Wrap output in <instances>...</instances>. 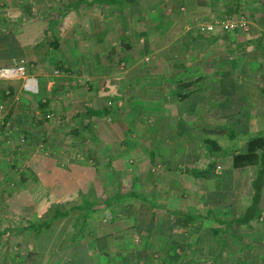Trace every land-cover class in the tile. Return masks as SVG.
<instances>
[{"label": "crops", "instance_id": "0c3cea01", "mask_svg": "<svg viewBox=\"0 0 264 264\" xmlns=\"http://www.w3.org/2000/svg\"><path fill=\"white\" fill-rule=\"evenodd\" d=\"M17 1L23 4L24 10L28 5L24 25L31 26L30 0ZM244 1L233 0L229 4L228 0L52 1L60 7L78 5L81 9L82 6L86 11L89 41L85 50L92 53L88 67L75 75L78 79L61 85V89L45 88L51 93L55 91V101L40 88L42 79L31 73L38 81L37 99L44 103L38 104L44 109L58 106L61 124L69 125L64 131L75 137L87 131L93 139L114 142V149L112 145H102L103 155L99 154L106 163L108 177L113 171L111 153L133 157L142 165L133 163L132 170L138 172L127 179L125 190L116 189L120 193L114 199L110 198L112 193L105 195V191L97 199L90 194L86 187L89 177L86 181L83 179L88 173L90 176L89 167L88 173L83 172L80 164L69 167L74 170L72 181L62 176L69 172L68 167H60L64 169L58 172L61 178L46 175L53 166L43 170L41 183L32 196L34 205L23 207L30 214V221H41L36 227L23 226L33 233L27 243L31 259L15 261V264H210L215 260L220 263L249 261L246 253L254 249V241L261 238L264 245L262 237L238 240L231 227L235 221H230L233 216H239L238 210L234 211L239 191L247 195L243 197V208L250 203L255 167L231 168L229 161L222 171L219 163L223 155L209 160L204 151L208 145L206 138L215 137L220 145L219 139L229 134L232 142L235 136L229 124L238 130L237 121L251 122L256 116L261 117V132L264 129V97L255 98L250 93L261 87L247 80L244 83L250 88L247 90L236 75L239 63L234 60L242 46L248 57L254 49V40L258 42L264 33L260 27L264 22V0ZM242 4L249 16L248 29L205 34L194 27L199 18L225 15ZM78 21L82 24L84 19L78 18ZM81 30L83 34L84 28ZM8 34L14 41L15 35L10 30ZM250 44L253 48L248 49ZM14 48L16 55L24 53L18 43ZM147 54L149 59H145ZM110 59H115L113 64L118 60L119 67L112 66ZM106 78L111 83L102 92L98 86L105 84ZM10 88V95L24 93L20 79L11 81ZM6 92L7 87L0 88V104L1 95ZM118 95L117 102L122 101V107L117 109L121 116L111 123L106 107L111 100L106 102V99ZM245 96L249 102H245ZM37 99L33 101L35 104ZM258 104L261 109L256 108ZM23 119V115L12 117L11 136L35 134ZM221 128H225L224 135ZM246 131L247 138L251 132ZM128 134L137 137L128 141ZM246 138L240 139L238 146L226 143L231 147L229 157L243 149ZM125 162L118 167L120 171L127 169ZM179 165L181 169L176 170ZM226 176L230 181L223 184ZM241 183L246 185L242 190ZM209 185L215 189H208ZM54 187L59 188V196ZM140 187L146 189L140 191ZM222 188L231 192L225 201L219 192ZM216 190L223 198L203 200V191L215 195ZM37 192L40 193L36 195ZM263 192L264 182L258 207ZM137 194L143 195L148 203ZM36 198L39 199L36 201ZM84 201L94 203L82 205ZM227 205L230 208H223ZM226 209L231 213L223 218ZM54 210L62 214L50 217ZM210 220L221 221L223 225L214 221L210 224ZM230 250L234 253H229ZM262 255L264 258V250Z\"/></svg>", "mask_w": 264, "mask_h": 264}, {"label": "rangeland", "instance_id": "374dc122", "mask_svg": "<svg viewBox=\"0 0 264 264\" xmlns=\"http://www.w3.org/2000/svg\"><path fill=\"white\" fill-rule=\"evenodd\" d=\"M52 1L30 0L29 2L32 6L30 11L32 25L26 27L24 25V18L27 17L26 15L29 12L28 5H26V9L24 10L23 4H19L17 0H0V66L16 64L21 59L24 63L25 71L28 74L33 73L37 75V77H40L42 79V86L40 87L39 84V87L43 89L49 88L48 90H50L52 87H55L54 90L56 87H60L61 89V85L67 82H72L73 79H78L75 77V75L78 76L79 72L82 73L83 67H88L87 62L89 63V60H91L89 54L92 53L91 51H88L87 53L85 50L89 41L86 31L88 28L86 22L88 16H86V11L83 10L82 6L81 9L78 5L73 6L72 8H66V6L63 5V7H60L58 4L56 5L55 2ZM232 1L233 0H228V4ZM243 6L244 4H242V6L239 5L238 8L235 7L234 9H230L225 15L213 14L212 16L206 18H199L197 21L208 20L210 17L212 18L218 16L232 18L242 14L247 19L248 25L249 16L247 12L243 11ZM78 18H83L84 22L80 24ZM50 21L52 24L48 25V22ZM197 21H195L193 24L195 25ZM27 22H29V20H26V23ZM81 27L84 28L83 34H81ZM194 27H191V31H194ZM260 27L264 28V22L260 25ZM9 30L11 31L12 35H15L14 41L13 38L11 39L9 37ZM81 38L83 42L78 43L79 39ZM258 39V42L254 40V49L248 53V57L243 46L239 47L238 50L240 51H236L238 53H236L234 56L235 62L239 63L240 74H238V72L236 75L239 76L238 79L241 81V83H248L247 80H252L253 82H256L260 85V90H250V93H252L255 98L257 96L264 97V33ZM17 43L20 48L24 49V53L19 56L16 54L10 56L9 52H16L17 49L15 50L14 47H16ZM252 44L248 45V49H250V47L253 48ZM261 48L263 49V52L261 51ZM147 55L148 57L145 55V59L150 58V54ZM114 60L115 59H110V64L114 67H119V61L116 60V62L113 64L112 61ZM121 66L123 65L121 64ZM82 77L84 78L86 76ZM13 80H16V78L0 77V88L4 89L7 86H10L11 81ZM103 82L106 83L99 85L98 89H100L102 92H105L108 89L106 84L111 82L109 81V78H106ZM244 85L247 88L246 84ZM249 89L250 88H247V90ZM48 90L45 89L44 93L48 95L51 94L53 101L57 100L55 91L51 93V91ZM63 91L65 92V90ZM38 93H40L39 88L36 93L24 91L23 95L20 92V94H17V96L9 95L3 100L1 99L0 128L2 129L0 131V264H15V261H26L31 259L29 254V246L27 243L29 238L33 237V233H31V230H27L23 227V225H25L27 221L30 220V214L25 209H23V207L25 208L29 204H32V206L34 205L32 196L36 192L35 190L37 189L38 184L41 183L43 170H50L47 169V167H54L51 171L47 172L46 175L48 177L61 178L63 176L64 179H68L70 181H72L74 170H72L73 168L69 167H73V164H80L81 167H84V173H88L90 171L88 170L89 167L91 169V174L90 176L89 173L87 175L85 174L86 176H84L83 179L86 181L89 177V183L87 184L89 186L86 187H88V190H90V194L92 193V195L94 197L96 196L97 199L99 194L103 193L102 191H105L104 194L108 195L109 193L116 191V189H119L120 191L125 190L128 187L127 184L131 175L134 172H138V170H132L133 163L139 166L142 165V163L137 164V160L133 159V157L126 156L125 154L114 155L111 153L109 154V157L111 156L113 158L110 159L113 163V171L111 172L110 177H108L107 166H104L106 163L103 157H101L103 154L101 153L100 149L102 145L113 146L114 142H107L102 138L98 139L97 137H94L95 139H93L90 137L89 132L87 131H84L76 137L69 132L64 131L69 127V125L64 126L61 124L59 107L53 104V106H50L46 109L39 107L33 102L37 99ZM59 99H61V97ZM116 99H119V95L113 99L112 97H108L106 99V102L107 100H111V102L106 105V107L109 109V117L107 118L106 115L105 118L109 119V122L111 123L117 121V119H119L121 116L117 109L122 107V101L117 102ZM209 102L212 103L211 101ZM245 102H249L247 100V96H245ZM245 107L247 108V106ZM251 107L253 108V106ZM256 108L261 109L262 107L258 104ZM74 111L76 110H71V112ZM110 111H113V113L111 114ZM64 112L66 115H68L66 110H64ZM15 114H17L18 117H21V115L24 116L23 121H26L24 123L32 126L31 129H33V132L35 133L34 135H29L24 138L22 133H17L16 135L11 136L12 133L9 131V123L12 121V117H15ZM4 115H6V117ZM261 119V117L258 119L256 116L251 120V122L237 121L235 124L238 126V130L234 128L235 126H231L229 124L230 129H233L232 132L235 136L233 141L229 142L230 135L227 134V138L226 136H223V139H219L220 145L217 151L215 148L210 149L208 145L207 147H204V151L208 153L207 157H209V160L213 159L214 156L215 158H219L222 154L223 158L219 164L223 166L222 171H224L225 167L230 161L228 154L231 151V147L226 146V143L228 142L229 145L232 143V145L238 146L240 139L246 138V130L251 132L250 135L261 134L260 125L263 123ZM7 120L9 122H7ZM11 124L14 123L11 122ZM29 127L30 126H28V128ZM228 128L229 127H227V129ZM129 130L132 129L130 128ZM221 130L223 132L222 135H224L225 128H221ZM135 137L137 136L129 135L127 140L132 141ZM237 137L239 138L237 139ZM212 139H214L216 143L218 142L215 137H212ZM112 149H114V146ZM99 154L102 155L100 156ZM151 157L153 158V155ZM180 159L183 161L184 155L180 156ZM124 162L127 164V169L120 171L119 168L122 167L121 165H123ZM60 167H63L64 169L65 167H68L67 171L69 170V172L66 174L63 173L61 176L58 172H62L64 169ZM181 167L182 166L180 165L177 166L176 170H180ZM58 168H60L59 171H53L54 169L56 170ZM236 175H238V172H236ZM142 176L145 177L144 174ZM240 176L239 178H241ZM228 180L229 178L226 176L223 184H227ZM70 181L68 182L70 183ZM121 181L123 183H121ZM240 186L241 190L246 187V185L243 183H241ZM206 187L208 189H215V186L212 185ZM206 187L203 186V189ZM54 188L55 194L59 196V188ZM140 188H142L140 191L146 189L144 187ZM247 188L249 191L248 185ZM226 189L227 188H222L219 191L221 194H223L224 198L221 196L218 190L215 191V195L209 194L211 191H203V200H207V198L211 197L213 199L218 197L223 198L225 201L226 198H229L231 195V192ZM239 192V202L234 208V211L238 210L237 212L240 215L243 212L242 210H244L243 204L245 201L243 197H246L247 195L245 191ZM112 198L114 199V197ZM262 198V203L259 205L260 208L257 207L256 216L254 219H250V224L245 225L241 222H234L231 224V227L235 231L234 235H236L238 240H247L248 238L258 239L259 237L264 239V192ZM84 203L85 202H83L82 205H84ZM223 208L230 207L227 205ZM225 211L226 213L222 214L223 218L229 217L231 213L230 210L227 211L226 209ZM213 221L217 224L223 225L221 221L218 222L215 220H210V224ZM229 230H231V228ZM260 240L262 239L260 238ZM260 240L254 241L256 243H253V250L248 249L250 251L246 254L249 257L247 258L249 261L239 260L223 262L225 264H262L261 260L263 259V255L260 256V254L264 250V245L260 242ZM230 252L231 250L229 253ZM243 256L244 255H242V257ZM210 262L208 263L223 264L222 261V263H220L216 260Z\"/></svg>", "mask_w": 264, "mask_h": 264}, {"label": "trees", "instance_id": "16d2710c", "mask_svg": "<svg viewBox=\"0 0 264 264\" xmlns=\"http://www.w3.org/2000/svg\"><path fill=\"white\" fill-rule=\"evenodd\" d=\"M9 53H10L9 54L10 56L13 54H16V52H9ZM11 91H12V88H10V86H7V92L1 95V99H4L7 96H9L12 93ZM38 103L40 104L42 102H39V100L37 99L36 105ZM39 104L38 106L40 107ZM23 137L24 138L26 137L25 133L23 134ZM205 142L208 143V147L210 149L219 148L218 143H216L214 139L206 138ZM210 164L211 163H209L208 166H210ZM248 165H252L255 167V175L251 180V185H252L251 200H250V203L245 207L243 213L237 217L233 216L230 220L231 222L237 221L241 223H247L250 219L256 216V211H257V207H258V204L261 198L262 186L264 182V129L262 130L261 134L248 136L244 142L243 149L235 151L230 155V167L231 168H239V167H244ZM39 193L40 192H37L36 195H38ZM119 193L120 192L116 190V192L112 193L111 197L110 196L108 197L112 199V197L116 196L117 198ZM138 198L143 200L145 203L147 202V199L141 194L138 195ZM38 199L39 198H36L35 200L37 201ZM84 202L87 205L94 203V202H87V201H84ZM59 214H62V212L58 210H54L53 213H51L50 217H55ZM40 222L41 221H38L37 223H33L32 221L28 220L27 223L23 226L36 227L40 224ZM261 261H262V264H264V258Z\"/></svg>", "mask_w": 264, "mask_h": 264}, {"label": "built area", "instance_id": "2783aa9c", "mask_svg": "<svg viewBox=\"0 0 264 264\" xmlns=\"http://www.w3.org/2000/svg\"><path fill=\"white\" fill-rule=\"evenodd\" d=\"M247 19L239 14L235 17H210L208 20L197 21L195 27L200 33H222L234 30L247 29ZM1 78H20L21 87L24 91L36 93L38 91V83L35 76L25 71V66L20 59L18 63L12 65L0 66Z\"/></svg>", "mask_w": 264, "mask_h": 264}]
</instances>
